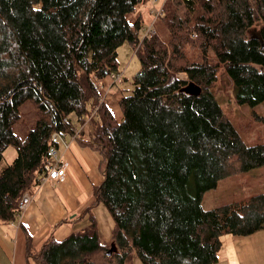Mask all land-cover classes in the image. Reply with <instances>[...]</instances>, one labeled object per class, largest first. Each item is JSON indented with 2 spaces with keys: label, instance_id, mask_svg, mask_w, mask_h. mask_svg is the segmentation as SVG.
<instances>
[{
  "label": "trees",
  "instance_id": "16d2710c",
  "mask_svg": "<svg viewBox=\"0 0 264 264\" xmlns=\"http://www.w3.org/2000/svg\"><path fill=\"white\" fill-rule=\"evenodd\" d=\"M143 1L0 0V161L16 151L0 171V223L40 184L57 147L51 135L73 133L70 116L84 122L98 106L89 120L103 180L92 205L110 215L115 251L106 254L90 216L44 243L35 264H213L224 234L264 228V192L208 210L200 203L233 170L264 165V143L247 144L216 98L222 70L238 105H264V0H166V39L156 28L141 38V18L128 19ZM125 42L140 69L118 121L98 105V81L118 72ZM25 102L36 118L20 139L13 127Z\"/></svg>",
  "mask_w": 264,
  "mask_h": 264
},
{
  "label": "crops",
  "instance_id": "0c3cea01",
  "mask_svg": "<svg viewBox=\"0 0 264 264\" xmlns=\"http://www.w3.org/2000/svg\"><path fill=\"white\" fill-rule=\"evenodd\" d=\"M138 15L142 25H146ZM120 67L121 62L118 64ZM102 84L110 87V92L117 88L118 82L112 84L107 77ZM99 89L102 93V88ZM104 104L109 110L112 107L107 101ZM89 117L79 122L71 115L74 132L62 135L57 141L51 164L55 160L66 164L64 181L41 180L29 193L31 201L23 214L20 217L15 215L8 223H0V264H35L34 254L44 243L62 240L70 233L84 229L90 224V216L95 219L98 233L101 232L97 215L101 204L92 205L94 198L91 193L102 182L103 169L100 151L93 143V120ZM86 208H90V214L83 213ZM99 237L102 239L101 233ZM101 242L111 245V241ZM213 264H264V228L245 236L224 234L217 261Z\"/></svg>",
  "mask_w": 264,
  "mask_h": 264
},
{
  "label": "rangeland",
  "instance_id": "374dc122",
  "mask_svg": "<svg viewBox=\"0 0 264 264\" xmlns=\"http://www.w3.org/2000/svg\"><path fill=\"white\" fill-rule=\"evenodd\" d=\"M154 1V3L152 2ZM166 0H144L137 5L135 12L128 16L130 21L140 14L143 21L149 24L155 21V28L162 39L167 38V31L164 25L160 23V19H155V12L160 8L163 9ZM151 16V17H150ZM144 26V25H143ZM257 29L250 30V34L256 35ZM118 64L121 62V67L118 72L122 73L121 82H118L117 88L112 89L106 96L105 101L110 103L112 115L120 121L122 113L119 106V101L123 96L129 95L132 90V80L134 75L140 69V62L133 49L128 43H123L118 48L117 56ZM180 77L186 78L185 74H180ZM110 82L111 78L108 76ZM104 79H107L105 77ZM102 79L101 81H104ZM216 84V98L219 105L222 107L224 115L237 128L243 140L249 144L264 143V105L256 106L253 111L245 106L238 105L232 94V84L228 81L222 70L219 71ZM117 84V83H115ZM104 89H108L105 87ZM105 91V90H104ZM104 93V92H103ZM20 118L14 125L15 134L24 139L27 132L34 126L36 118V109L30 102H25L20 107ZM120 117V118H119ZM119 118V119H118ZM16 156V151L13 147H9L4 152V158L0 161V171ZM264 192V165L252 168L246 172L233 170L230 176L219 180L217 186L213 189L206 190L202 197L201 206L204 210L219 207L220 205L229 204L234 201L247 199L249 196ZM100 211H97L99 217L101 236L105 243L111 241L112 219L105 211L106 208L101 204ZM105 208V209H104ZM103 214V215H102ZM108 220V221H107ZM106 239H103L105 238ZM110 248V247H109ZM134 264H141L139 258H133Z\"/></svg>",
  "mask_w": 264,
  "mask_h": 264
},
{
  "label": "built area",
  "instance_id": "2783aa9c",
  "mask_svg": "<svg viewBox=\"0 0 264 264\" xmlns=\"http://www.w3.org/2000/svg\"><path fill=\"white\" fill-rule=\"evenodd\" d=\"M154 3V1H152ZM163 9L160 8L159 10H156L155 12V19H157L161 14H162ZM155 21L150 22L149 24L144 25L143 27H141V29L138 31L139 35L141 36V38L145 37V36H152L153 34H155V26H154ZM109 77L111 78V83L115 84L117 82L121 81V77L122 74L121 72H115V73H111L109 75ZM102 80V79H101ZM98 81V87L102 88L103 92L101 93V96L98 100V105H101L104 103L105 101V96L108 94L110 87H108V89H104V85L102 84V81ZM105 90V91H104ZM98 106H96L93 110V115L94 113L97 111ZM92 115L89 117L91 118ZM67 132H62V133H53L51 135V139L53 141H58L59 138L62 137V135L66 134ZM50 153L53 156H55L56 153V149L55 148H51L50 149ZM46 172L45 175L43 176V178L41 180L44 179H49L52 180L54 182H62L65 179V175H66V164L60 162L59 160H55V162L53 164H49L45 166ZM20 200L18 202V206H17V212H16V216L20 217L23 212L26 210L28 204L31 201V195L29 193H24L22 196H20Z\"/></svg>",
  "mask_w": 264,
  "mask_h": 264
},
{
  "label": "water",
  "instance_id": "95a60500",
  "mask_svg": "<svg viewBox=\"0 0 264 264\" xmlns=\"http://www.w3.org/2000/svg\"><path fill=\"white\" fill-rule=\"evenodd\" d=\"M255 34H256V35H255L254 38L258 39V40L260 41V43H261V47H263V42H262V40H261V37L259 36V32L256 31ZM194 88H195V86H192V89H194ZM198 92H199V90L196 89V93H198ZM113 251H115V246L111 243L110 248H109V250L106 252V254H107V255H110Z\"/></svg>",
  "mask_w": 264,
  "mask_h": 264
}]
</instances>
